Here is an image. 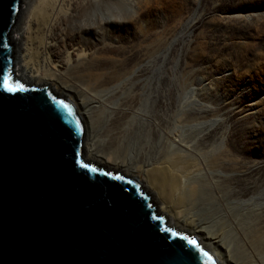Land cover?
Segmentation results:
<instances>
[{
    "label": "bare ground",
    "instance_id": "obj_1",
    "mask_svg": "<svg viewBox=\"0 0 264 264\" xmlns=\"http://www.w3.org/2000/svg\"><path fill=\"white\" fill-rule=\"evenodd\" d=\"M100 5L106 7L109 14H113V5L119 7L130 37L117 43L101 44L104 36L100 34L97 35L100 40L81 51L79 39L73 37L80 36L78 32L83 22L97 21L92 9ZM22 6V26L10 32L12 43L21 49L16 64L20 82L47 86L74 105L82 126L81 139L85 138L82 159L137 179L139 188L157 205V212L167 220L168 227L197 239L217 263L264 264V209L261 210L264 194L257 195L264 186V164L260 166L241 157L246 153L256 154V147L248 151L234 147V140H240L243 130L228 134L223 147L216 150L207 142L221 130L220 125H206L215 116L221 123L232 122V117L222 112L220 104L216 112L200 110L180 116L172 113L175 118L165 116L163 119V110H158L163 105L161 100L165 96L172 100L175 92L191 86V80L180 82V86L172 84L163 94L158 89L153 98L156 112L153 114L152 109V113H146L147 107L154 105H146V84L141 79L150 71L142 66L130 77L133 68L128 70V65L141 52V60L135 64L138 67L149 58L151 51L157 54L159 64L163 36L162 28L148 17V22H142L144 27L140 24L145 18L144 4L138 2L139 10L130 18L115 0H31ZM148 35L154 36L152 43L132 48L134 39L146 40ZM8 39L10 41L9 36ZM67 42L72 44L73 50L67 47ZM62 50L65 52L61 53ZM32 59L39 61V66L32 64ZM164 76L165 73L161 78ZM172 103L173 100L169 104ZM170 119L180 130L177 137L163 142L159 132ZM143 121L149 123L148 135L133 140V132L143 128ZM187 126L202 134L200 140L195 137L193 145L189 135L191 128L183 129ZM259 147L264 148V139ZM156 149L153 157L147 156ZM254 194L256 203L243 209L241 199Z\"/></svg>",
    "mask_w": 264,
    "mask_h": 264
},
{
    "label": "water",
    "instance_id": "obj_2",
    "mask_svg": "<svg viewBox=\"0 0 264 264\" xmlns=\"http://www.w3.org/2000/svg\"><path fill=\"white\" fill-rule=\"evenodd\" d=\"M18 7L0 0V80L7 73L13 85L8 35ZM23 89L0 88V264H219L164 223L135 179L82 159L71 103Z\"/></svg>",
    "mask_w": 264,
    "mask_h": 264
},
{
    "label": "rangeland",
    "instance_id": "obj_3",
    "mask_svg": "<svg viewBox=\"0 0 264 264\" xmlns=\"http://www.w3.org/2000/svg\"><path fill=\"white\" fill-rule=\"evenodd\" d=\"M29 1L31 2V0H19L11 33L21 28L24 19V6L22 5L24 2L28 4ZM138 2L145 6V18L140 21V24L143 21L146 22L148 17L152 23L158 25L159 29L162 28L163 36L159 64L156 63L157 54L151 51L149 58L138 64V67H135V64L137 60H141V52L136 54L128 65V70L133 68L130 77L135 72L137 74L142 66L150 71L148 76L141 79L146 84L144 93L146 105L153 103L158 89L163 94L164 91L172 87V84L180 86V82L182 84L183 81L191 80L192 84L189 88L174 93L172 105L169 104L172 100L169 101L166 96L161 100L163 105L158 110H163V119L173 116L172 113L180 116L181 114H195L200 110L216 112L220 104L222 112L228 113L232 117V122L224 124L221 123L218 116L211 118L212 122L206 126L217 127L220 125L221 130L207 142L212 146L209 148H216V150L222 148L228 134H235L237 130L242 129L244 134L241 133L240 140H234V147L246 151L256 147V154L246 153L247 155L243 154L241 157L243 160L262 166L264 164V148H260L259 145L264 139V0H115V4L118 3L121 8L123 7L127 18L136 15L139 10ZM100 6H95L92 9L97 21L83 22V27L78 32L80 36L73 37L75 40L79 39L81 51L87 45H93L97 40H100V37L97 36L100 34L104 36L101 37V44L103 42L105 44L117 43L118 40L130 37V31L123 25L125 20H121L119 7L113 5V14H109L106 7ZM104 22L107 24H103ZM118 24H122L123 27L121 28ZM142 26L144 27V24ZM149 30L148 28L147 31ZM11 33L8 35L10 37L8 45L11 47L10 76L14 81L20 82V72L16 71L18 69L16 64L19 63L21 49L12 43ZM153 39L154 36L151 35L146 40L134 39L132 48L137 49L139 45H148L153 42ZM66 45L73 50L71 43L67 42ZM74 49L76 50L77 47L75 46ZM64 52L62 50L61 53ZM108 56L110 55H106V57ZM31 63L39 66L37 60L32 59ZM111 63L109 62L110 65ZM163 73H165L164 79L161 78ZM19 82V85L23 84V88H46L57 98H63L47 86L37 84L32 86L33 84L26 81L25 83L21 81V84ZM147 108V114L152 113V109L153 114L156 112L155 105L153 108ZM149 120L151 122V118ZM142 123L143 128L141 130L137 128L138 132H133V140L148 135L149 123L145 122L144 124V121ZM189 128L191 127L187 126L183 129L189 130ZM177 130L180 129L170 119L169 124L161 127L159 135L161 134L163 142L169 141L178 136ZM195 132L197 133V130ZM195 132L193 128L189 130L190 138H193L191 145H193L195 137L200 140L202 135L198 133L195 135ZM82 139L80 140L81 157L84 154L82 144L85 138ZM130 149L135 152L133 147ZM164 149L165 147H163V152ZM198 149L196 148V152ZM203 151L204 149L201 150L200 155ZM154 152L151 156H147L153 157L157 153V149ZM93 164L92 166L106 172L121 173L115 170L107 171V169ZM121 175V178L128 177L127 175L125 177L123 173ZM141 191L148 198L154 212L158 213L157 205L152 203L151 197L143 190ZM261 194H264V186L258 190L257 195ZM256 201L257 197L254 194L241 199L239 203L244 209V206L253 205ZM158 215L164 219V223L167 225V220L159 213Z\"/></svg>",
    "mask_w": 264,
    "mask_h": 264
},
{
    "label": "snow or ice",
    "instance_id": "obj_4",
    "mask_svg": "<svg viewBox=\"0 0 264 264\" xmlns=\"http://www.w3.org/2000/svg\"><path fill=\"white\" fill-rule=\"evenodd\" d=\"M9 80H10V77L8 76V74L7 73H4V76H3L2 80H0V88H3V90L5 92L13 93V92H18V91H23L24 90L23 87H22V85H19V84H14V85L13 84H9ZM55 103L59 104L60 107L63 108L66 111V113H67V115L69 117H71L73 115L70 107L67 104H63L60 101H55ZM76 126H77V130H79V124L78 123H77ZM77 163H80L79 160H77ZM80 167L81 168H84L85 165L82 164V163H80ZM88 170L91 171V172H95L96 171V169H94V168H88ZM117 179H119V177H117ZM173 235H175V234H173ZM181 239L187 240V237H181ZM188 243L190 244V246L192 248L196 249L197 252H200V255L201 256L207 257L208 254L205 253V252H203V251H201L197 247L195 241L189 240ZM208 264H212V261H211V258L210 257H208Z\"/></svg>",
    "mask_w": 264,
    "mask_h": 264
},
{
    "label": "clouds",
    "instance_id": "obj_5",
    "mask_svg": "<svg viewBox=\"0 0 264 264\" xmlns=\"http://www.w3.org/2000/svg\"><path fill=\"white\" fill-rule=\"evenodd\" d=\"M58 99H61V100H62L63 98H58ZM78 120H79V119H78ZM80 125H81V124H80ZM81 128H82V126H81ZM100 169H101V168H100Z\"/></svg>",
    "mask_w": 264,
    "mask_h": 264
}]
</instances>
